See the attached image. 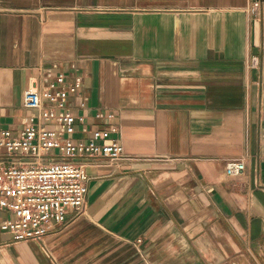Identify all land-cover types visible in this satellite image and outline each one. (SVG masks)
Here are the masks:
<instances>
[{
  "label": "crops",
  "instance_id": "crops-1",
  "mask_svg": "<svg viewBox=\"0 0 264 264\" xmlns=\"http://www.w3.org/2000/svg\"><path fill=\"white\" fill-rule=\"evenodd\" d=\"M249 2L0 0V129H23L50 68L82 77L71 138L113 127L102 141L131 156L87 159L85 210L51 225L50 255L0 229V264H264V3Z\"/></svg>",
  "mask_w": 264,
  "mask_h": 264
},
{
  "label": "built area",
  "instance_id": "built-area-1",
  "mask_svg": "<svg viewBox=\"0 0 264 264\" xmlns=\"http://www.w3.org/2000/svg\"><path fill=\"white\" fill-rule=\"evenodd\" d=\"M262 3L250 0L247 11L255 13ZM257 62L251 56L250 67ZM82 86L80 75L47 68L23 93V105L35 111L23 129L18 134L0 129V210L8 212L0 229L10 232L15 241L36 240L47 255L42 238L51 225L64 223L70 212L79 216L85 210L87 159L118 163L131 157L118 139L102 141L115 132L113 127L91 130L87 140L71 138L76 117L63 106ZM48 122L54 127H47ZM247 159L248 155L224 157L226 174H243Z\"/></svg>",
  "mask_w": 264,
  "mask_h": 264
}]
</instances>
